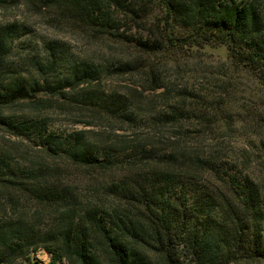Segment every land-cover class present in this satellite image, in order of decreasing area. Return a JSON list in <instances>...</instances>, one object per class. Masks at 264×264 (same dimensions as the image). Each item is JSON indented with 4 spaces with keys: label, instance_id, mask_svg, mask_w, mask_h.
<instances>
[{
    "label": "trees",
    "instance_id": "obj_1",
    "mask_svg": "<svg viewBox=\"0 0 264 264\" xmlns=\"http://www.w3.org/2000/svg\"><path fill=\"white\" fill-rule=\"evenodd\" d=\"M161 2L160 39L141 46H224L264 88V0ZM19 5L110 34L135 4L0 0L1 9ZM26 35L19 22L0 24V264H25L40 250L54 264H264V183L237 165L190 159L180 145L163 149L149 133L181 135L191 117L184 97L172 101L167 88L162 104L145 103L107 84L137 62L84 58L58 40L20 49ZM55 114L117 128L59 131Z\"/></svg>",
    "mask_w": 264,
    "mask_h": 264
},
{
    "label": "rangeland",
    "instance_id": "obj_2",
    "mask_svg": "<svg viewBox=\"0 0 264 264\" xmlns=\"http://www.w3.org/2000/svg\"><path fill=\"white\" fill-rule=\"evenodd\" d=\"M131 2L135 4L134 7L120 12L116 29L109 30L110 34L103 28H83L79 23L76 26L59 22L58 15L50 10L35 14L24 5L0 8V24L19 22L24 25L28 35L18 42L20 49L27 48L29 42H32L31 47L34 48L43 40H58L65 42L75 54L84 58L137 62L138 69L134 74L110 79L107 81L108 87L122 92L137 90L143 93L145 103L150 102L155 106L163 103L165 97L162 93L169 88L170 99L178 101L179 97H184L186 108L190 110V120L183 122L185 127L179 137L173 129H166L158 135L150 130L151 137H155L153 140L163 143L161 148L180 145L185 148L186 156L190 159L199 157L215 160L219 165H237L264 183L262 85L251 73L233 63L224 46H207L180 53H150L139 42L152 45L160 39L159 32L164 19L162 2ZM159 86L163 88L155 91ZM54 116L57 120L54 127L59 131L95 130L99 133H112V129L117 128L113 125L89 128L85 124H75V121H90L88 117L76 118L66 114ZM201 120L203 125L199 124ZM147 132L145 128L141 133L140 130L115 133L134 138ZM35 262L54 264L51 255L44 250L34 252L25 264Z\"/></svg>",
    "mask_w": 264,
    "mask_h": 264
}]
</instances>
